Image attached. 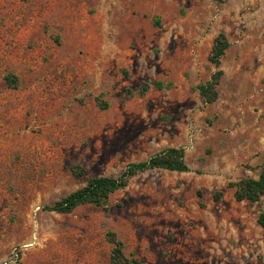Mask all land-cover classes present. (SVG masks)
<instances>
[{
    "label": "rangeland",
    "instance_id": "374dc122",
    "mask_svg": "<svg viewBox=\"0 0 264 264\" xmlns=\"http://www.w3.org/2000/svg\"><path fill=\"white\" fill-rule=\"evenodd\" d=\"M170 147L189 172L138 175L109 211L44 210ZM263 163L264 0H0V264H111L109 231L146 264H264V196L227 188Z\"/></svg>",
    "mask_w": 264,
    "mask_h": 264
},
{
    "label": "trees",
    "instance_id": "16d2710c",
    "mask_svg": "<svg viewBox=\"0 0 264 264\" xmlns=\"http://www.w3.org/2000/svg\"><path fill=\"white\" fill-rule=\"evenodd\" d=\"M230 46L231 43L224 32L219 33L214 40L209 60L217 70L212 74L210 80L197 87V90L207 103H214L219 98L218 87L224 76V71L220 67ZM6 79L9 85H16L17 78L14 76L10 75ZM151 87L149 83H144L139 88V94L141 96L146 95ZM154 87L161 90L164 85L161 82H157ZM107 107L108 104L106 102L101 104L102 109H107ZM156 169L180 173L189 172L190 168L186 161L185 149L182 147H170L151 156L146 161L131 163L122 175L116 178L107 176L91 178L84 187L70 193L52 205L45 206L44 210L58 214H71L81 206L92 204L109 211L111 208L110 199L114 193L126 189L134 177ZM72 171L77 175L85 173L83 168L77 166L73 167ZM227 188L234 190V198L237 202L259 203L264 196V163L261 166L258 178L244 177L236 182H230ZM223 195L222 191L217 192L214 195L215 201H220ZM257 222L263 229L264 234V209L260 212ZM107 240L113 245L111 264H146L135 256L126 254L125 244L118 238L116 232L109 231Z\"/></svg>",
    "mask_w": 264,
    "mask_h": 264
}]
</instances>
